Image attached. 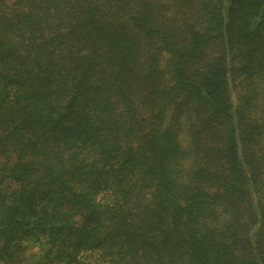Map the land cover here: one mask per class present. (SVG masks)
Returning a JSON list of instances; mask_svg holds the SVG:
<instances>
[{
  "label": "trees",
  "instance_id": "1",
  "mask_svg": "<svg viewBox=\"0 0 264 264\" xmlns=\"http://www.w3.org/2000/svg\"><path fill=\"white\" fill-rule=\"evenodd\" d=\"M0 264H264V0H0Z\"/></svg>",
  "mask_w": 264,
  "mask_h": 264
}]
</instances>
